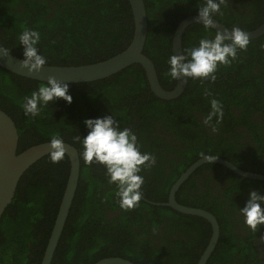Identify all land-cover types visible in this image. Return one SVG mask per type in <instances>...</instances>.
<instances>
[{
  "label": "trees",
  "instance_id": "16d2710c",
  "mask_svg": "<svg viewBox=\"0 0 264 264\" xmlns=\"http://www.w3.org/2000/svg\"><path fill=\"white\" fill-rule=\"evenodd\" d=\"M144 2L148 21L144 53L153 61L162 87L169 90L176 84L166 75L175 27L184 17L198 14L203 0ZM254 4V18L264 19L262 0ZM221 11L223 15L214 18L231 29L237 23L235 9L225 2ZM25 29L40 32L37 47L47 64L80 65L126 48L134 23L128 0H0V45L23 58L18 36ZM215 33L201 23L189 25L182 37L183 53L201 37ZM257 64L264 66V34L250 39L247 50L238 51L231 64L220 65L215 81L189 78L184 92L172 100L151 92L143 67L134 63L100 80L68 83L72 102L57 99L36 117L25 116L21 105L44 82L0 67V108L15 122L17 152L53 136L79 152L78 186L51 264H93L110 256L135 264H197L211 236L210 223L148 201L166 202L172 184L201 153L264 174V125L252 119L264 114V70ZM213 97L224 111L216 132L203 124ZM112 114L122 129L136 134L142 152L156 156V164L140 173L148 201L142 199L128 211L119 207L116 185L109 184L104 166L85 164L82 145L73 143L74 136L88 134L86 119ZM175 140L180 142L174 144ZM69 170L67 155L52 163L47 154L23 173L0 219V264H40ZM253 190L264 194V182L214 162L199 166L180 185L176 200L210 211L220 226L218 243L206 264H264V237H259L264 226L253 232L239 213Z\"/></svg>",
  "mask_w": 264,
  "mask_h": 264
},
{
  "label": "clouds",
  "instance_id": "9594fccd",
  "mask_svg": "<svg viewBox=\"0 0 264 264\" xmlns=\"http://www.w3.org/2000/svg\"><path fill=\"white\" fill-rule=\"evenodd\" d=\"M225 0H203L198 10V22L204 29L210 30L217 27L214 17L223 15L221 6ZM19 45L24 48L23 59L20 61L22 68L28 72H39L47 65V57L40 53L37 47L41 34L35 29H25L19 36ZM249 33L238 26L231 30L221 32L216 30L214 37L207 36L199 39L194 45L181 55H171L167 61L169 65L166 75L170 80L179 81L181 77L193 80L215 81V73L220 65H229L238 57V51H246L249 45ZM0 54L10 56L11 50L0 45ZM206 95L211 93L206 92ZM57 99L67 103L72 102L69 94V84L58 81L49 76L47 82L40 84L30 96L23 98L22 108L25 116H39L43 107ZM224 118L223 104L213 97L210 100V111L203 119V124L213 132ZM88 134L81 138L73 137V143H80L83 147L82 158L87 165L100 164L106 170L109 184H115L116 196L119 207L128 211L136 208L143 198L142 185L144 177L140 175L143 167L156 164V156L149 152H142L136 134L130 128H121L120 122L114 114L104 117L88 118L84 121ZM49 159L52 163H59L67 153L62 137L53 136L49 142ZM201 156L211 162L215 156ZM239 213L244 218L245 225L256 232L264 226V194L250 191L244 207L239 208Z\"/></svg>",
  "mask_w": 264,
  "mask_h": 264
},
{
  "label": "water",
  "instance_id": "95a60500",
  "mask_svg": "<svg viewBox=\"0 0 264 264\" xmlns=\"http://www.w3.org/2000/svg\"><path fill=\"white\" fill-rule=\"evenodd\" d=\"M133 15V35L129 44L120 52L94 63L80 65H49L44 66L39 72H28L22 68L20 61L23 59L11 53L10 56L0 54V67L23 77L47 82L49 76L55 77L60 82L81 83L91 82L109 77L124 68L137 63L140 64L145 73L151 89L158 98L172 100L180 96L187 85L188 78L181 77L172 89L162 87L155 65L151 58L144 53L145 42L148 33V21L144 0H128ZM216 21L217 27L214 30L224 32L231 30L221 22ZM198 22V14H191L181 19L174 30L172 36V52L174 55L183 54L182 37L185 29ZM249 39H256L264 34V22L256 29L246 31ZM19 135L13 119L0 108V219L12 202L18 182L23 173L37 160L49 153L50 141H45L31 145L24 150L17 152ZM65 142V141H64ZM66 155L70 160V170L65 185V189L58 207L52 230L50 232L40 264H51L59 239L62 235L69 211L76 193L81 171V161L78 149L65 142ZM214 156V155H212ZM214 163L221 164L232 170L235 174L242 177L264 181V174L257 172L244 171L225 158L215 156ZM210 163L203 157L191 163L172 184L168 200L166 202H151L155 205L168 206L174 210L202 217L211 225V236L204 248L197 264H206L207 260L214 251L220 235V226L213 213L200 207H193L179 203L176 200V192L180 185L195 171L199 166ZM93 264H135L129 259L120 256L104 257Z\"/></svg>",
  "mask_w": 264,
  "mask_h": 264
},
{
  "label": "flooded vegetation",
  "instance_id": "af4514ba",
  "mask_svg": "<svg viewBox=\"0 0 264 264\" xmlns=\"http://www.w3.org/2000/svg\"><path fill=\"white\" fill-rule=\"evenodd\" d=\"M225 2L227 4L230 5V7H233L235 9V14L237 15V23L235 24V26H238L240 28H245V27H251V26H260L263 22H264V19H255L254 18V11H257V5L254 4V0H225ZM263 4H264V0H262ZM226 14H224L225 16ZM248 15V19L246 20L245 19V16ZM215 19V18H214ZM217 20V19H216ZM218 21V20H217ZM259 21L261 22L259 24ZM231 23V22H230ZM259 24V25H258ZM226 26V25H225ZM257 27H255L254 29H256ZM253 30V29H252ZM248 31H251V30H248ZM260 37V36H259ZM191 40H195L194 38H192ZM199 42V41H198ZM198 42L193 44L192 46L194 45H198ZM191 46V47H192ZM257 69H260V70H264V66L262 68L261 65L257 64L256 65ZM263 86H264V80L262 81L261 83ZM198 117L200 118L201 116L198 115ZM252 119L254 120H257L258 122L262 123V125H264V114L262 113H259L257 114L256 116L252 117ZM163 133L166 134V132L164 131ZM168 141H173L172 137L170 136H167L166 138ZM180 140H175L174 141V144L176 143H179ZM173 143V142H172ZM229 161V160H228ZM231 162V161H230ZM234 164V163H233ZM235 165V164H234ZM237 166V165H235ZM225 167V166H224ZM238 167V166H237ZM227 168V167H226ZM240 168V167H238ZM242 169V168H240ZM244 171H246L245 169H242ZM232 171V170H231ZM233 172V171H232ZM248 172H256V171H248ZM259 173V172H257ZM238 175V174H237ZM242 177V176H241ZM264 182V181H263ZM179 189V188H178ZM178 191V190H177ZM144 199L145 201L147 200L146 198H142ZM218 221V220H217ZM264 230V229H263ZM260 239L261 237H264V232L262 234L259 235ZM264 240V239H263ZM262 245V244H261ZM263 246V245H262ZM262 246H261V249H262ZM260 249V250H261ZM203 252V251H202ZM261 253L264 254V248L261 250ZM202 254V253H201ZM124 258V257H123Z\"/></svg>",
  "mask_w": 264,
  "mask_h": 264
}]
</instances>
